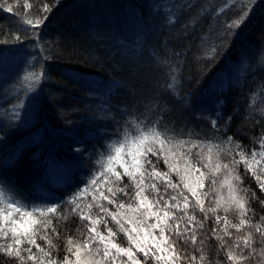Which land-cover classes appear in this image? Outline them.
<instances>
[{
  "label": "trees",
  "instance_id": "trees-1",
  "mask_svg": "<svg viewBox=\"0 0 264 264\" xmlns=\"http://www.w3.org/2000/svg\"><path fill=\"white\" fill-rule=\"evenodd\" d=\"M24 2L7 0L13 12L0 9V39L11 40V33L31 36L39 32L40 36L38 43L28 38L22 43L0 44V56L17 55L0 72V178L6 179L27 203L44 206L62 202L83 188L96 170V153L117 138L114 133L118 123L123 130V122L130 116L143 118L149 104L156 110L148 122L159 118L160 126L171 130L170 135L186 138L192 130L201 139L231 136L249 154L260 150L257 141L264 134V64L260 63L264 53V0H256L236 36L230 44L225 42L215 59L209 58L211 45L223 38L225 23L239 15L246 0H239L217 19L212 18L214 12L210 8L209 15L187 28L185 25L201 0H192L197 7L185 12L172 26L165 24L162 14H153L157 0H59L38 29L23 20L26 16L35 19L41 4H51L52 0H27L33 5L31 9L24 8ZM212 3L218 9L223 0ZM202 37H206L203 42ZM157 58L168 63L161 65ZM29 60L34 70L43 65L46 74L34 92L26 91L28 85L18 82ZM172 68L176 69L172 74L178 80L176 93L166 88ZM221 72L225 78L213 86L215 76ZM114 81L121 87L109 95ZM184 97L189 103L182 100ZM18 101L24 105L18 109L19 119L10 121ZM216 107L221 113L218 132L208 118H200V111H204L216 119ZM229 116L232 119L226 124ZM12 156L16 157L15 162L6 165ZM149 158L160 171L168 170L163 159L157 163L155 156ZM54 165L63 170L58 177L52 171ZM239 173L249 196L256 194L250 206L259 220L264 216L260 203L264 192L256 179L245 173L243 164ZM172 179L178 182L175 173ZM124 182H128L127 177ZM204 190L210 192L207 204L215 192L207 181ZM91 199L89 195L87 200ZM209 216L206 229L214 223ZM228 216L238 222L235 213ZM109 226L116 230L115 224ZM64 227L69 230L64 232ZM77 227L86 231L77 216L60 222L61 238H53L58 245L53 254L58 260L66 254L65 237L77 235ZM117 239L127 244L123 233ZM37 243L45 246L43 240L37 239ZM217 243L210 239L204 249L213 261L224 259L222 253L217 257ZM0 264L17 262L0 255Z\"/></svg>",
  "mask_w": 264,
  "mask_h": 264
},
{
  "label": "snow or ice",
  "instance_id": "snow-or-ice-1",
  "mask_svg": "<svg viewBox=\"0 0 264 264\" xmlns=\"http://www.w3.org/2000/svg\"><path fill=\"white\" fill-rule=\"evenodd\" d=\"M238 2L223 0L217 9L212 0H201L185 27L194 26L209 15L210 8L214 12L212 18L217 19ZM255 2L246 0L239 15L225 23L223 38L211 45L210 59H215L225 42L230 44ZM58 3L59 0L42 3L40 14L35 19L26 16L23 23L34 29L40 28ZM23 7L31 9L33 5L25 0ZM194 7L197 5L192 0H173L172 3L157 0L152 12L162 14L165 24L172 26ZM0 9L13 12V6L7 4V0L0 2ZM28 38L38 43L39 32H33L31 36L11 33V40L0 39V44L22 43ZM204 39L206 37H202V42ZM32 63L31 60L27 62L24 73L18 78L19 83L28 85V92H34L46 78L43 65L34 70ZM157 63L165 65L168 61L157 58ZM260 63L264 64V53ZM175 71V68L171 69L170 83L166 85L173 93L178 84L172 74ZM120 87V83L114 81L108 94ZM182 100L189 103L186 97ZM23 106L22 102H17L10 121L19 119L18 109ZM155 110L156 106L146 105L143 118L130 116L123 122V130L118 123L114 133L117 138L107 142L104 151L96 153V170L85 186L65 201L44 206L29 204L6 179L0 178V255L14 259L17 264H148L149 260L152 264H264V216L255 219L250 200L256 199V194L252 192L249 196V189L243 186L239 173L243 164L245 173H250L264 192V134L257 141L260 150L249 154L231 136L220 139L213 135L201 139L192 130L186 133V138L170 135L171 130L167 126L161 127L159 118L148 122L149 115ZM214 110L216 119H211L204 111H200V118H208L211 127L218 132L217 121L221 119V113L219 107ZM261 115H264V109ZM231 119V116L227 117L226 124ZM193 149L197 151L193 152ZM150 155L157 158V163L163 159L168 170L160 171ZM15 159V156L9 157L6 165L14 163ZM173 173L178 182L173 181ZM124 177L128 178L127 183ZM206 181L215 192L207 204L205 200L210 192L204 190ZM89 195L91 201L87 200ZM260 203L264 206V200ZM230 212L235 213L238 222L229 218ZM209 214L214 223L211 229H206ZM72 216L79 218L86 231L81 232L77 227V235L65 237L66 254L63 260H58L53 254L58 248L53 238H61L60 222L68 221ZM109 223L115 224L116 230ZM68 230L64 227V232ZM119 233L126 238V245L117 239ZM37 239L43 240L45 246L38 244ZM210 239L218 242L217 257L222 253L224 259H209L204 249Z\"/></svg>",
  "mask_w": 264,
  "mask_h": 264
},
{
  "label": "rangeland",
  "instance_id": "rangeland-1",
  "mask_svg": "<svg viewBox=\"0 0 264 264\" xmlns=\"http://www.w3.org/2000/svg\"><path fill=\"white\" fill-rule=\"evenodd\" d=\"M16 58H17V55L11 54V53L1 55L0 56V72H1V69L3 68V66L6 63H8V62H14ZM223 78H225V73L224 72L218 73L215 76L214 81L212 82V85L213 86H218L219 83H221L223 81ZM52 168H53L52 171L55 173V176L56 177H58L59 175H61L62 172H63L62 168L59 167L58 165H54V166H52Z\"/></svg>",
  "mask_w": 264,
  "mask_h": 264
}]
</instances>
